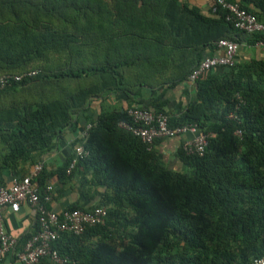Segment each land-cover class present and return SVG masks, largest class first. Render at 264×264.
<instances>
[{"label": "trees", "instance_id": "trees-1", "mask_svg": "<svg viewBox=\"0 0 264 264\" xmlns=\"http://www.w3.org/2000/svg\"><path fill=\"white\" fill-rule=\"evenodd\" d=\"M225 1L264 21V0ZM228 17L216 0L205 9L190 0H0V77L36 72L0 90V187L28 175L80 126L69 158L55 169L43 163L32 184L40 192L51 185L52 201L76 193L62 210H106L102 224L50 244L67 264L264 258V60L235 58L189 81L206 57L224 55L220 40L237 49L264 42ZM185 88L190 99L183 90L170 110L168 92ZM113 97L118 104L104 108ZM134 109L166 117L170 129L196 125L207 135L204 153L185 151L187 137L144 143L120 127H142ZM171 140L179 143L175 168L159 152ZM78 146L88 154L67 173ZM34 222L0 264H24L18 255L39 231Z\"/></svg>", "mask_w": 264, "mask_h": 264}, {"label": "built area", "instance_id": "built-area-1", "mask_svg": "<svg viewBox=\"0 0 264 264\" xmlns=\"http://www.w3.org/2000/svg\"><path fill=\"white\" fill-rule=\"evenodd\" d=\"M216 3L229 13L228 19L233 21L234 26L247 33H261L264 35V21H259L256 16L239 8L237 4L227 3L225 0H216ZM218 47L223 48L225 53L219 57H206L199 67L192 72L189 81L192 83L199 76L219 67H231L235 63L237 46L233 42L220 40ZM255 47L264 49V42L255 43ZM36 72H29L22 76L0 77V90L10 79L19 82L24 76H34ZM133 121L142 124V127H132L121 123L120 127L139 136L141 140L151 145L154 139L162 137H187L183 149L202 155L207 145V135L199 132L196 125H187L174 129L168 128L167 118L154 115L140 109L129 111ZM82 146L75 148L76 158L70 163L67 173L74 167L76 160L87 156ZM43 163L32 167L30 173L21 179H12L10 184L0 187V256L12 250L15 239L7 234L3 224V211L9 209L12 213L19 212L23 204L31 209L33 218L39 225V231L32 236L24 247V251L18 255V260L24 264H37L40 259L46 257L54 264H67L61 259L55 250L50 248L61 233L69 232L79 235L86 226L102 224L106 216V210L97 207L92 211L82 212L79 210L55 212L48 210L45 204H51L53 195L51 185H47L42 192L32 182L42 171ZM252 264H264V258L255 259Z\"/></svg>", "mask_w": 264, "mask_h": 264}, {"label": "crops", "instance_id": "crops-1", "mask_svg": "<svg viewBox=\"0 0 264 264\" xmlns=\"http://www.w3.org/2000/svg\"><path fill=\"white\" fill-rule=\"evenodd\" d=\"M191 4H194L198 7L205 9L209 3V0H190ZM257 59V60H264V49L256 48V47H249V46H239L237 49L236 59L237 61H248L250 59ZM183 90H187L189 99L191 97V92L189 89H178L176 91H169L168 98L170 100L169 109L170 110H178L179 108V100L183 101L184 93ZM118 100L114 97L111 99H106L102 101V106L104 108H112L116 104H118ZM93 108L95 110H99L100 105L99 103H94ZM82 133V129H79L74 132L70 133L67 132V135L64 136V141L59 143L57 149L52 151L51 153L47 154L44 157L43 163L47 169H55L60 166L66 159L69 158L71 155V148L70 143L75 138H80ZM177 140H171L168 142H164L160 146L159 152L163 157L164 161L168 163L170 168H175L176 163L172 158V153L175 147L178 145ZM30 169V167L28 168ZM31 170V169H30ZM10 184V180L7 185ZM78 197L76 193L69 192L68 190L65 191L64 196L62 198H58V200L52 201L50 208L55 211H61L62 209L66 208L68 205L73 204L77 201ZM93 202H88L87 205H92ZM4 214V225L8 231V233L15 238H20L22 235L31 232L35 228L34 218L31 213V209L23 204L17 213H12L9 209L3 211Z\"/></svg>", "mask_w": 264, "mask_h": 264}]
</instances>
